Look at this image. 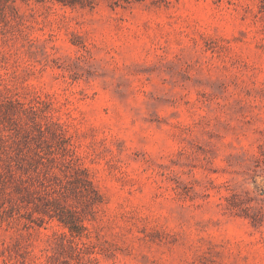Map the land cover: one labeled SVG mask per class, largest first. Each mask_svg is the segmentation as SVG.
<instances>
[{
  "label": "rangeland",
  "instance_id": "374dc122",
  "mask_svg": "<svg viewBox=\"0 0 264 264\" xmlns=\"http://www.w3.org/2000/svg\"><path fill=\"white\" fill-rule=\"evenodd\" d=\"M0 264H264V0H0Z\"/></svg>",
  "mask_w": 264,
  "mask_h": 264
}]
</instances>
